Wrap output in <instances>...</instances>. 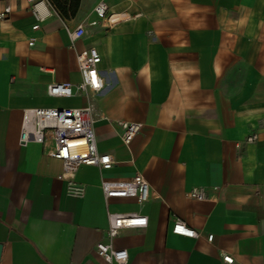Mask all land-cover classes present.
<instances>
[{"label":"crops","instance_id":"obj_1","mask_svg":"<svg viewBox=\"0 0 264 264\" xmlns=\"http://www.w3.org/2000/svg\"><path fill=\"white\" fill-rule=\"evenodd\" d=\"M99 1L81 0L70 19L44 1L39 21L31 3L0 0L12 7L0 20V264H109L99 243L126 249L122 264H264V0H104L121 20L91 25ZM78 25L85 34L73 39ZM90 47L103 90L50 96L52 83L81 81L76 56ZM90 104L98 150L114 164L81 166L86 193L75 197L52 141L20 137L31 109ZM118 121L142 124L130 145ZM138 173L147 202L106 201L102 180ZM194 187L205 200L187 195ZM108 211L148 225L109 238ZM178 220L199 236L174 234Z\"/></svg>","mask_w":264,"mask_h":264},{"label":"built area","instance_id":"obj_2","mask_svg":"<svg viewBox=\"0 0 264 264\" xmlns=\"http://www.w3.org/2000/svg\"><path fill=\"white\" fill-rule=\"evenodd\" d=\"M26 1L32 4L35 17L41 21L43 14L40 5L48 0H9ZM50 4V3H49ZM51 5V4H50ZM55 12L56 9L51 5ZM12 12V7L7 5L0 11V20L7 19ZM93 12L98 20L91 22L97 25L99 21L112 25L121 18L109 13V6L104 1H99ZM58 13V12H57ZM39 28V24L33 26L34 30ZM85 34L83 25H78L70 35L73 39H78ZM33 44L31 40L30 45ZM77 63L81 74V81L78 83L63 82L48 85L47 92L52 97H72L76 94L96 95L105 87V81L98 69L101 63V55L96 47H90L85 51L77 53ZM97 116L92 104L84 107L65 108H36L31 109L26 116V123L23 127L20 142L26 145L29 142H37L46 145L52 141L53 148L48 155L61 161L62 173L58 179L66 182L67 193L75 197H83L86 193V186L77 182L76 175L81 166H96L100 169H110L114 161L110 154H102L97 147L95 123ZM121 128V140L125 145H130L134 138L140 133L142 124L139 122L118 121ZM257 139L256 135L248 137V142ZM100 188L108 202L113 198H135L139 203H145L150 197L149 183L138 173L128 180H102ZM187 195L197 200H205L206 193L202 188L194 187ZM109 238H114L124 229L146 227L148 217L138 213H115L108 211ZM172 232L176 235L189 238H197L199 233L178 220L174 223ZM213 235L208 236V241H212ZM96 253L105 262L125 263L129 258L126 249H115L111 244L99 243L96 246ZM225 264H232L234 258L230 255H223Z\"/></svg>","mask_w":264,"mask_h":264},{"label":"trees","instance_id":"obj_3","mask_svg":"<svg viewBox=\"0 0 264 264\" xmlns=\"http://www.w3.org/2000/svg\"><path fill=\"white\" fill-rule=\"evenodd\" d=\"M56 11L66 19L74 18L80 8L81 0H48Z\"/></svg>","mask_w":264,"mask_h":264},{"label":"water","instance_id":"obj_4","mask_svg":"<svg viewBox=\"0 0 264 264\" xmlns=\"http://www.w3.org/2000/svg\"><path fill=\"white\" fill-rule=\"evenodd\" d=\"M2 250H3V245L0 244V259H1Z\"/></svg>","mask_w":264,"mask_h":264}]
</instances>
